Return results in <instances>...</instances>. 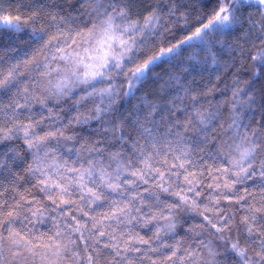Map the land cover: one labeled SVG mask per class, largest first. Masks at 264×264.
Instances as JSON below:
<instances>
[{
  "label": "clouds",
  "instance_id": "obj_1",
  "mask_svg": "<svg viewBox=\"0 0 264 264\" xmlns=\"http://www.w3.org/2000/svg\"><path fill=\"white\" fill-rule=\"evenodd\" d=\"M0 264H264V0H0Z\"/></svg>",
  "mask_w": 264,
  "mask_h": 264
}]
</instances>
